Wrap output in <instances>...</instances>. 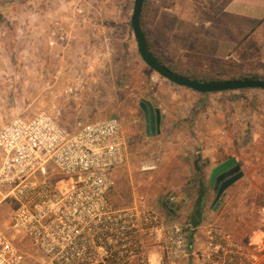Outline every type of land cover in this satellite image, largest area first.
I'll return each instance as SVG.
<instances>
[{
	"label": "rangeland",
	"instance_id": "obj_1",
	"mask_svg": "<svg viewBox=\"0 0 264 264\" xmlns=\"http://www.w3.org/2000/svg\"><path fill=\"white\" fill-rule=\"evenodd\" d=\"M134 2L0 0V128L14 117L31 118L41 112L51 115L69 130L78 121L119 116L126 134L134 140L129 148V161L113 172L116 180L113 196L121 204L137 200L173 222L176 217L166 212L165 204L172 201L178 209L183 202L177 190L180 184L170 179L174 172L185 168L181 165L182 160L186 163L185 153L165 151L163 140L147 136L141 127L143 123L140 126L139 120L143 122L140 103L152 97L157 80L163 77L146 65L139 53L131 25ZM212 2L220 8L225 4V0ZM173 3L174 0H146L143 8L146 29L151 26L152 16L158 15L164 6L173 7ZM222 62L213 63L214 68ZM226 62L228 74L236 71L264 74L260 60ZM199 70L210 72L211 66ZM145 87L148 90H143ZM257 93V89H241L222 94L230 97L232 107L239 110L247 107V96ZM243 124L240 114L234 126L228 128L229 142L235 137L236 149L217 151L212 160L208 156L202 162L204 189H210L215 197L217 185L210 178L219 162L235 156L244 176L226 189L220 199V218L206 219L200 234L206 239L210 225L215 226L244 247L251 258L246 221L247 150H243L247 131ZM225 131L224 140H227ZM147 165L153 168L143 169ZM1 198L0 194V202ZM15 206L10 199L0 203L2 227L7 228ZM259 206L262 211L264 201Z\"/></svg>",
	"mask_w": 264,
	"mask_h": 264
},
{
	"label": "built area",
	"instance_id": "obj_2",
	"mask_svg": "<svg viewBox=\"0 0 264 264\" xmlns=\"http://www.w3.org/2000/svg\"><path fill=\"white\" fill-rule=\"evenodd\" d=\"M74 125L41 112L0 128L1 202L16 204L7 228L0 225V264H252L215 226L198 249L156 209L116 203L113 172L130 148L122 119Z\"/></svg>",
	"mask_w": 264,
	"mask_h": 264
},
{
	"label": "crops",
	"instance_id": "obj_3",
	"mask_svg": "<svg viewBox=\"0 0 264 264\" xmlns=\"http://www.w3.org/2000/svg\"><path fill=\"white\" fill-rule=\"evenodd\" d=\"M174 1L173 7L164 6L152 16L151 26L146 29L155 51L165 60H180L197 69L230 58L238 62L260 60L264 64V0H225L221 8L212 0ZM155 88L152 97L142 101L149 100L160 110L161 124L155 134L149 135L141 107L140 126L143 123L147 136L161 138L165 151L185 153L186 163L181 161L185 168L174 172L170 179L180 184L177 190L183 202L178 209L172 201L167 202L165 209L178 218L172 219L173 223L182 224L193 239L199 240L198 249L205 243L200 234L204 222L219 219L222 204V200L214 204L216 197L210 189H204L202 162L208 156L212 160L217 151L236 149V138L229 142L228 128L242 114L247 131L243 147L247 150V241L251 263L264 264V212L259 206L264 201V90L257 89L255 96H247V107L236 110L223 92H197L164 77L157 80ZM128 137L131 144L134 139ZM196 162L200 171L194 170Z\"/></svg>",
	"mask_w": 264,
	"mask_h": 264
},
{
	"label": "water",
	"instance_id": "obj_4",
	"mask_svg": "<svg viewBox=\"0 0 264 264\" xmlns=\"http://www.w3.org/2000/svg\"><path fill=\"white\" fill-rule=\"evenodd\" d=\"M146 0H135L134 12L131 19V25L134 31V36L137 40L138 50L143 60L152 70L159 73L162 77L167 78L171 82L187 87L201 93H214L241 89H263L264 79H227L224 81H198L191 78L180 76L173 72L169 67L164 65L152 53L147 45V35L142 26V13ZM141 107L144 109L146 120L148 123L147 132L149 135L155 134L157 128L161 124V113L158 108L149 100H143ZM218 176V177H217ZM244 176L242 165L235 156L228 158L225 162L216 166L211 175L213 182L217 177V196L216 204L225 193L226 189L232 186L235 182Z\"/></svg>",
	"mask_w": 264,
	"mask_h": 264
},
{
	"label": "trees",
	"instance_id": "obj_5",
	"mask_svg": "<svg viewBox=\"0 0 264 264\" xmlns=\"http://www.w3.org/2000/svg\"><path fill=\"white\" fill-rule=\"evenodd\" d=\"M146 4V2H145ZM144 4V7H145ZM142 26L143 29L145 30V34L147 35V45L149 47V49L152 51V53L158 58L159 61H161L164 65H166L167 67H169L173 72H175L176 74L186 77V78H191L194 80H198V81H224L227 79H264V74H260L258 72H249V73H239V72H231L228 74V68L224 67V65L226 66L227 63L226 61H234L236 62V60H234L233 58L227 59V60H222V65L220 64L219 66H211V71L210 72H201L199 69L197 68H193L190 66H184L181 65L182 62L177 61V62H171V63H167L164 58L155 51V47L154 44L152 42V40L150 39L149 35L147 34L146 31V27H145V23H144V19H143V13H142ZM217 67V68H216ZM200 166L198 164V162H196L195 165V170L196 171H200ZM114 192L112 191V199L118 203L121 204L123 202H121V200H118V198L114 197ZM126 202V201H125ZM124 204H128L131 203L132 200H127V202ZM172 211V210H171ZM174 211V210H173ZM191 240L193 239L192 236H190Z\"/></svg>",
	"mask_w": 264,
	"mask_h": 264
},
{
	"label": "flooded vegetation",
	"instance_id": "obj_6",
	"mask_svg": "<svg viewBox=\"0 0 264 264\" xmlns=\"http://www.w3.org/2000/svg\"><path fill=\"white\" fill-rule=\"evenodd\" d=\"M218 177V176H217ZM217 177L215 178V180H214V182L216 183V181H217ZM216 185H217V183H216Z\"/></svg>",
	"mask_w": 264,
	"mask_h": 264
},
{
	"label": "bare ground",
	"instance_id": "obj_7",
	"mask_svg": "<svg viewBox=\"0 0 264 264\" xmlns=\"http://www.w3.org/2000/svg\"><path fill=\"white\" fill-rule=\"evenodd\" d=\"M147 166H149V165H147ZM151 168H153V167H151Z\"/></svg>",
	"mask_w": 264,
	"mask_h": 264
}]
</instances>
